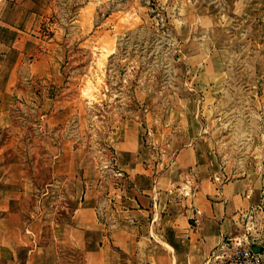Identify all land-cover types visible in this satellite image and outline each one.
Segmentation results:
<instances>
[{
  "label": "rangeland",
  "instance_id": "1",
  "mask_svg": "<svg viewBox=\"0 0 264 264\" xmlns=\"http://www.w3.org/2000/svg\"><path fill=\"white\" fill-rule=\"evenodd\" d=\"M197 50L212 57L216 79L191 62ZM14 95L0 146L23 166L15 206L39 223L41 241L73 219L82 180L98 174V214L111 225L115 190L131 185L112 146L128 120L144 123L146 146L166 164L186 142L174 133L178 116L189 115L238 177L264 154V0H52ZM58 247L61 264H84L71 243Z\"/></svg>",
  "mask_w": 264,
  "mask_h": 264
},
{
  "label": "crops",
  "instance_id": "2",
  "mask_svg": "<svg viewBox=\"0 0 264 264\" xmlns=\"http://www.w3.org/2000/svg\"><path fill=\"white\" fill-rule=\"evenodd\" d=\"M51 6L52 0H0V128L12 125L20 67ZM192 54L191 62H202L216 79L209 53ZM178 118L174 133L182 132L186 142L166 164L146 146L143 122L119 125L112 140L115 164L131 185L115 190L108 207L113 222L105 224L98 214V174L82 180L73 219L45 241L39 223L24 222L15 206L26 195L23 166L0 146V264H22V249L24 264H61L59 239L80 249L84 264H233L227 258L244 234L264 255V154L248 172L230 178L199 137L196 121L185 113Z\"/></svg>",
  "mask_w": 264,
  "mask_h": 264
},
{
  "label": "built area",
  "instance_id": "3",
  "mask_svg": "<svg viewBox=\"0 0 264 264\" xmlns=\"http://www.w3.org/2000/svg\"><path fill=\"white\" fill-rule=\"evenodd\" d=\"M249 217L254 219V215ZM227 260H230L233 264H264V255L253 249L249 234H244L242 239L237 241L233 253L229 255Z\"/></svg>",
  "mask_w": 264,
  "mask_h": 264
},
{
  "label": "water",
  "instance_id": "4",
  "mask_svg": "<svg viewBox=\"0 0 264 264\" xmlns=\"http://www.w3.org/2000/svg\"><path fill=\"white\" fill-rule=\"evenodd\" d=\"M253 249H255L256 251H259V249H257V247H255V245H252Z\"/></svg>",
  "mask_w": 264,
  "mask_h": 264
}]
</instances>
